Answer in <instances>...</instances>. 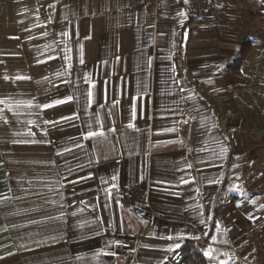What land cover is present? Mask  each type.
Segmentation results:
<instances>
[{
    "label": "crops",
    "instance_id": "0c3cea01",
    "mask_svg": "<svg viewBox=\"0 0 264 264\" xmlns=\"http://www.w3.org/2000/svg\"><path fill=\"white\" fill-rule=\"evenodd\" d=\"M223 1L0 0V264H264V0Z\"/></svg>",
    "mask_w": 264,
    "mask_h": 264
},
{
    "label": "trees",
    "instance_id": "16d2710c",
    "mask_svg": "<svg viewBox=\"0 0 264 264\" xmlns=\"http://www.w3.org/2000/svg\"><path fill=\"white\" fill-rule=\"evenodd\" d=\"M252 44L247 41L243 44L240 54L231 63L227 64L224 72L226 76L231 77L235 80L245 81V78L241 75V65L249 51L251 50ZM182 264H207L206 260L202 256L199 248L193 242H186L180 250Z\"/></svg>",
    "mask_w": 264,
    "mask_h": 264
},
{
    "label": "built area",
    "instance_id": "2783aa9c",
    "mask_svg": "<svg viewBox=\"0 0 264 264\" xmlns=\"http://www.w3.org/2000/svg\"><path fill=\"white\" fill-rule=\"evenodd\" d=\"M163 0H149L153 8V22L154 24H162L166 21V17L163 15L161 10V2ZM206 6V10L211 18V32L218 36L223 33V0H203ZM233 264H240L236 258Z\"/></svg>",
    "mask_w": 264,
    "mask_h": 264
},
{
    "label": "snow or ice",
    "instance_id": "6c2138e0",
    "mask_svg": "<svg viewBox=\"0 0 264 264\" xmlns=\"http://www.w3.org/2000/svg\"><path fill=\"white\" fill-rule=\"evenodd\" d=\"M185 2H186V0H185ZM181 15H183V13H181ZM82 62V61H81ZM17 79H26V77H17ZM89 95H91L90 93H89ZM69 99H71V98H69ZM65 101H63V100H60V101H56V103L57 104H59V103H64ZM0 103H3V101H0ZM53 105H43L42 107H44V108H47V107H52ZM46 123H51V122H48V121H46ZM114 130V129H113ZM104 135V133H103V131H102V128H101V130L100 131H88L86 134H85V139H89V138H92V137H96V136H103ZM5 199H8L7 197H5ZM179 245H177V247H178ZM207 254V253H206Z\"/></svg>",
    "mask_w": 264,
    "mask_h": 264
}]
</instances>
